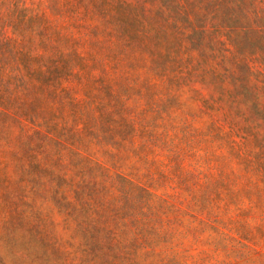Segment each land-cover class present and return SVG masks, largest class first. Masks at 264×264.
<instances>
[{"label": "rangeland", "instance_id": "374dc122", "mask_svg": "<svg viewBox=\"0 0 264 264\" xmlns=\"http://www.w3.org/2000/svg\"><path fill=\"white\" fill-rule=\"evenodd\" d=\"M263 231L264 0H0V264H264Z\"/></svg>", "mask_w": 264, "mask_h": 264}, {"label": "trees", "instance_id": "16d2710c", "mask_svg": "<svg viewBox=\"0 0 264 264\" xmlns=\"http://www.w3.org/2000/svg\"><path fill=\"white\" fill-rule=\"evenodd\" d=\"M77 56H78V59L80 61V71L82 72V74L84 76L92 75L93 68H92V64H91L89 58L85 54H82V53H78ZM240 225H242V224H240ZM238 230L240 231V233H242V235H246L244 237H248L249 238L250 237L249 235H251V232H246V230L243 227V225L241 227H238ZM262 235L264 236V231H263Z\"/></svg>", "mask_w": 264, "mask_h": 264}]
</instances>
